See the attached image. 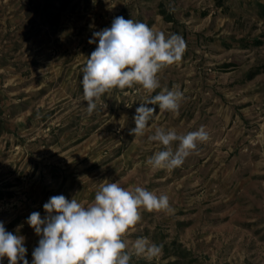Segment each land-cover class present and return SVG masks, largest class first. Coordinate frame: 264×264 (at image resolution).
Wrapping results in <instances>:
<instances>
[{
  "label": "rangeland",
  "instance_id": "rangeland-1",
  "mask_svg": "<svg viewBox=\"0 0 264 264\" xmlns=\"http://www.w3.org/2000/svg\"><path fill=\"white\" fill-rule=\"evenodd\" d=\"M263 8L264 0H0V193H11L0 197V221L25 238L29 264L40 239L29 215L44 217L57 195L86 207L104 180L167 195L175 210H141L127 251L138 237L163 251L133 255V264H264V72L249 79L264 65ZM117 16L179 34L187 48L158 73L154 92L110 90L89 116L82 69L98 41H88ZM174 85L185 96L179 113L149 105L144 136L130 135L139 104ZM201 126L209 139L182 166L146 164L163 150L148 140L157 127Z\"/></svg>",
  "mask_w": 264,
  "mask_h": 264
},
{
  "label": "clouds",
  "instance_id": "clouds-1",
  "mask_svg": "<svg viewBox=\"0 0 264 264\" xmlns=\"http://www.w3.org/2000/svg\"><path fill=\"white\" fill-rule=\"evenodd\" d=\"M98 41L87 59L82 72L83 97L87 113L91 116L101 97L113 89L124 90L134 84L148 92L160 87L158 73L165 67L181 61L187 45L176 33L168 36L154 31L143 22L117 16L110 28L96 31L89 44ZM185 99L179 85L167 88L150 97L135 110V127L129 134L142 137L158 105L161 111L179 113ZM209 135L204 126L187 134H177L174 129L157 127L149 141L158 142L163 150L149 157L146 164L153 169L173 170L183 165L185 159L206 142ZM177 147L173 150V143ZM46 215L32 212L26 223L40 237L32 252V264H130L133 255L153 260L162 255L163 246L138 237L127 251L125 237L141 220V210L174 213L167 195H157L144 187L133 190L123 188L119 181L104 180L99 183L94 201L84 206L64 195L52 196L43 205ZM25 238L6 230L0 221V261L8 264H29L26 259Z\"/></svg>",
  "mask_w": 264,
  "mask_h": 264
},
{
  "label": "trees",
  "instance_id": "trees-1",
  "mask_svg": "<svg viewBox=\"0 0 264 264\" xmlns=\"http://www.w3.org/2000/svg\"><path fill=\"white\" fill-rule=\"evenodd\" d=\"M221 3L219 2L218 3V5H220ZM264 9V8H263ZM160 15L163 17V19L166 21V22H173V20H172V17L169 15V14H167L165 11H164V9H162L161 11H160ZM260 72H264V65L262 66V67H258L257 69H255L254 71H250L249 72V79H252L255 75H257V74H259ZM5 194H7L6 195V197H10V195H11V193H0V197H2V196H5ZM133 258H132V260L130 261V264H133ZM135 264H142V262L140 261V262H137V263H135Z\"/></svg>",
  "mask_w": 264,
  "mask_h": 264
}]
</instances>
